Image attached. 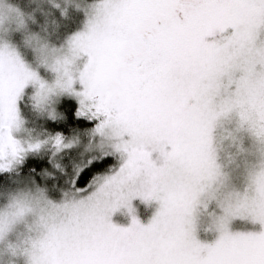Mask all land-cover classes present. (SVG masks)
I'll return each instance as SVG.
<instances>
[{
    "label": "snow or ice",
    "instance_id": "snow-or-ice-1",
    "mask_svg": "<svg viewBox=\"0 0 264 264\" xmlns=\"http://www.w3.org/2000/svg\"><path fill=\"white\" fill-rule=\"evenodd\" d=\"M87 15L54 84L0 45V200L24 186L62 200L47 213L39 264H264V0H94ZM34 88L49 114L52 94L70 91L76 112L96 120L99 140L70 184L43 161L13 166L45 142L17 135ZM225 120L237 154L245 136L258 154L242 190L228 188L217 158ZM51 139L67 146L59 132ZM137 196L158 202L147 223L133 214ZM121 207L127 226L112 221ZM238 216L260 230L233 231Z\"/></svg>",
    "mask_w": 264,
    "mask_h": 264
},
{
    "label": "rangeland",
    "instance_id": "rangeland-1",
    "mask_svg": "<svg viewBox=\"0 0 264 264\" xmlns=\"http://www.w3.org/2000/svg\"><path fill=\"white\" fill-rule=\"evenodd\" d=\"M79 1V0H78ZM77 0H46L45 4H48V6H51L52 9L60 8V11L62 15H65L68 11V7L74 6V2L77 4ZM83 4V11H84V23L81 28H78L77 32H80L84 29L85 23L88 18V10L89 6L92 4L84 2ZM46 6H43L41 9V14L44 15V17H49L48 14H50L51 9L50 7L46 8ZM54 26L58 28V24L54 23ZM33 27H37V25H33ZM54 27V28H55ZM54 28H49L46 35L51 34ZM0 36H2L3 42H0V45H7L15 49L17 48V42H20V36L19 31L15 28V26L8 22L4 21L0 23ZM73 36V35H72ZM68 37L62 44L61 43H54L57 47H60L61 49L67 50L68 41L72 37ZM259 39H264V30H261L259 34ZM16 51V50H15ZM19 51V50H18ZM17 52V51H16ZM18 53V52H17ZM19 54V53H18ZM28 54L30 55V58H33V53L29 49ZM87 56H82L78 61V66L82 67L83 63L86 62ZM26 61L29 63L31 67H33L40 75V78L47 82L48 84H54L55 81L58 78V74L56 71L53 70V68L48 67L47 65H39L37 64L34 59L33 63H30V61L26 58ZM25 61V62H26ZM26 62V63H27ZM27 63V64H28ZM37 66V67H35ZM76 87H79V84L76 85ZM63 96H69L72 99H74L77 102V105L79 106V98L76 97L72 92L70 91H57L52 94L51 101L52 103L55 102L57 98L63 97ZM30 99L27 106H30L31 113L33 111V114L35 118H50L54 116L53 114H49L45 108L46 104L48 103L47 100L43 98L41 95L39 88H34L32 92L28 93V100ZM37 116V117H36ZM24 120V127L18 129L17 135L22 140H25V136H30L33 139L36 140L39 139L41 141H45L40 145L38 149H34L29 152H25L23 156L18 161H13V166L16 167L19 165V163L29 154L38 151L43 146L47 145L46 143L48 140H44L43 136L45 132L42 130L35 131L34 129H30L28 126V120L26 119V116L21 117ZM96 122L94 123L93 128L90 130V132L87 133L86 140L82 141L81 147L84 151L92 152L91 151V145L95 144L97 140H99V135L95 133ZM234 127V123L229 122L225 120L222 125L218 126L215 131V145L217 150V158L218 162L221 164L223 170L228 174V188L229 189H238L242 190L243 185L246 181L249 167L250 165L258 158V154L255 153L254 150V144L250 137L245 136L244 137V148L246 149L245 152L237 154V148L234 146L232 139L229 137L228 132ZM44 133V134H43ZM79 143V138H76L72 141H69L68 143H64L67 145L66 147H60L59 149L57 146H55V154H60L61 151L72 148L75 146V144ZM158 155L157 153H153V156L155 157ZM51 203L49 204V209H54L56 207V198L50 197ZM132 208L134 209V213L141 222L147 223L148 220L151 218L153 213L155 212L156 208L158 207V202L153 201H145L141 197L137 196L134 197L131 201ZM219 209H217L218 211ZM131 215L126 207H121L120 209L116 210L112 215V221L116 224L127 226L131 222ZM20 227H23L21 225ZM230 227L233 231H248V230H260L259 223H253L250 219L246 217H235L232 219L230 223ZM199 238L201 239H213L215 234L213 232H204L203 230L199 231L198 233Z\"/></svg>",
    "mask_w": 264,
    "mask_h": 264
},
{
    "label": "clouds",
    "instance_id": "clouds-1",
    "mask_svg": "<svg viewBox=\"0 0 264 264\" xmlns=\"http://www.w3.org/2000/svg\"><path fill=\"white\" fill-rule=\"evenodd\" d=\"M23 2L27 8L21 7L17 0H0V23H12L19 31L20 42L32 51L34 61L53 68L62 55L61 48L46 38L50 20L45 17L41 21L34 14L40 13L46 0ZM0 42H3L2 36ZM24 139L27 142L33 138L25 136ZM50 203L45 193L27 186L15 189L0 200V264H39L40 242L50 224L47 213L55 210L49 209ZM56 208L63 211L62 200H56Z\"/></svg>",
    "mask_w": 264,
    "mask_h": 264
},
{
    "label": "trees",
    "instance_id": "trees-1",
    "mask_svg": "<svg viewBox=\"0 0 264 264\" xmlns=\"http://www.w3.org/2000/svg\"><path fill=\"white\" fill-rule=\"evenodd\" d=\"M78 1V0H77ZM80 3L74 2V6L68 7L67 13L62 15L60 8L52 9L51 6L45 4V9L50 7L51 12L46 17L51 22V28H54V23L58 24V28H54L51 34L46 35V38L52 43H63L68 37L74 35L78 28H81L84 23V11L81 3H93L94 0H79ZM78 1V2H79ZM17 3L27 8L28 5L24 4L23 0H17ZM38 16V19L43 21L44 15L40 13H34ZM15 50L19 53L22 59L26 61V58L33 63V58H30L28 54V48H26L21 42H17V48ZM19 50V51H18ZM27 62V61H26ZM28 63V62H27ZM29 64V63H28ZM37 67V66H35ZM70 100L72 102V111L68 112L60 105L65 101ZM30 99L25 101L28 105ZM55 108L54 116L48 118H35L33 111L29 116H26L28 120V126L30 129L42 132L44 140H48L47 145L43 146L36 152L27 155L19 165H23L24 171L27 172L30 168H39L40 162L43 161L49 171L55 175L57 172L66 171L68 175L65 177L67 183H71L75 175L79 170L85 167L88 163V157L92 152H86L81 147L82 141L86 140L87 133L93 128L95 119H88L87 117L80 116L76 109L78 108L77 102L69 96H63L57 98L53 103ZM37 117V116H36ZM59 132L63 136V143H68L76 138H79V143L75 144L72 148H67L59 154L54 155L55 144L52 141V137H55ZM87 135V136H86ZM114 164H118V160L114 158ZM18 165V166H19ZM87 174V173H86Z\"/></svg>",
    "mask_w": 264,
    "mask_h": 264
}]
</instances>
